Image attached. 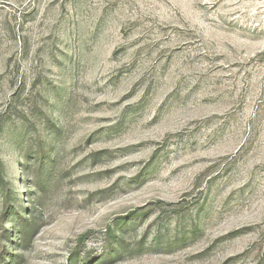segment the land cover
Segmentation results:
<instances>
[{
  "label": "rangeland",
  "instance_id": "374dc122",
  "mask_svg": "<svg viewBox=\"0 0 264 264\" xmlns=\"http://www.w3.org/2000/svg\"><path fill=\"white\" fill-rule=\"evenodd\" d=\"M0 264H264V0H0Z\"/></svg>",
  "mask_w": 264,
  "mask_h": 264
},
{
  "label": "trees",
  "instance_id": "16d2710c",
  "mask_svg": "<svg viewBox=\"0 0 264 264\" xmlns=\"http://www.w3.org/2000/svg\"><path fill=\"white\" fill-rule=\"evenodd\" d=\"M3 147H4V145L0 143V151H1V149H2ZM1 168H2V159L0 158V172H2V171H1Z\"/></svg>",
  "mask_w": 264,
  "mask_h": 264
}]
</instances>
